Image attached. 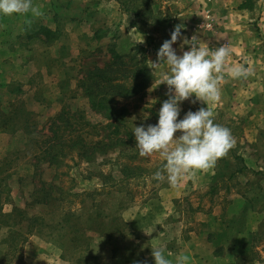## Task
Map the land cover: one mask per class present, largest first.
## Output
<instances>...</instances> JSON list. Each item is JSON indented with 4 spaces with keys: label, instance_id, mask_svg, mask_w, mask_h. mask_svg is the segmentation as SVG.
I'll return each mask as SVG.
<instances>
[{
    "label": "rangeland",
    "instance_id": "obj_1",
    "mask_svg": "<svg viewBox=\"0 0 264 264\" xmlns=\"http://www.w3.org/2000/svg\"><path fill=\"white\" fill-rule=\"evenodd\" d=\"M260 2L33 0L43 15L0 16V112L29 113L0 120V264H154L152 248L160 246L172 260L189 255L191 264H264V162H255L264 159V98L252 96L249 82L225 72L219 101L182 102L178 119L207 106L235 144L214 168L178 186L153 179L164 162L140 156L132 133L155 125L168 99L167 85H159L166 66L152 62L176 25L188 40L173 44L178 55L196 36L229 49L226 68L252 74L231 43L264 59ZM112 50L146 59L151 75L141 93L116 97L130 113L117 128L92 111L83 87ZM62 112L71 120L59 132L68 145L52 150L60 163L51 165L48 129ZM128 132L134 141L120 143ZM250 138L259 141L249 146ZM79 142L108 146L86 162L69 145ZM46 196L50 203L39 204Z\"/></svg>",
    "mask_w": 264,
    "mask_h": 264
},
{
    "label": "clouds",
    "instance_id": "obj_2",
    "mask_svg": "<svg viewBox=\"0 0 264 264\" xmlns=\"http://www.w3.org/2000/svg\"><path fill=\"white\" fill-rule=\"evenodd\" d=\"M29 13L33 17L43 15L33 0H0V16H26ZM182 28V24L174 27L171 38L159 48L157 61L152 62L154 67L161 64L166 66V71L160 74L159 85H167L168 99L163 101L159 109L158 122L155 125L134 126L132 131L140 156L158 154L164 162L162 169L153 174V179H167L174 187L181 180L194 176L196 171L214 168L218 159L225 156L235 144L231 130L214 121V113L209 107H200L195 112L189 110L182 119H178L180 105L193 96L195 99L192 103H215L221 97L220 86L225 72L232 78L249 74L243 66L226 68V60L230 55L226 46L212 49L196 36L191 39L190 49L183 51L181 48L182 55H178L173 44L178 38L183 39L185 44L188 41L182 37ZM177 132L181 134L174 136ZM151 255L154 264H191L190 256L183 253L174 260L169 259L163 246L152 248Z\"/></svg>",
    "mask_w": 264,
    "mask_h": 264
},
{
    "label": "trees",
    "instance_id": "obj_3",
    "mask_svg": "<svg viewBox=\"0 0 264 264\" xmlns=\"http://www.w3.org/2000/svg\"><path fill=\"white\" fill-rule=\"evenodd\" d=\"M111 56V61L104 67H95L87 73L86 83L83 84V87L92 111L101 114L117 128L128 122L127 118L130 116V113L127 108H119L115 105L117 101L116 97L129 98L141 93L149 85L151 75L146 65V59L140 60L136 55L121 54L114 50L111 51ZM126 84H132L131 89ZM7 114L10 115L8 118L6 117ZM7 114L4 115L0 112V120L6 119V121H12L14 116L28 118L29 113H23L22 109H17L7 112ZM65 116L64 112L57 115L52 122V126L48 129L51 137L48 138L49 145L46 153L50 157L48 161L51 165L60 163V152L53 154L52 150L56 148H61L62 150L68 145L66 144L67 142L62 143L63 137L59 136L60 131L66 132L71 128V120H68ZM14 131L16 132L17 130L14 129ZM125 137L127 139H119L120 143L129 144L134 141L129 132ZM69 145L72 149L79 148L78 153L81 160L86 162H93L94 156L103 153V148L108 146L105 144H95L91 148L83 142ZM114 146L109 145L110 148H114ZM124 171L130 173L131 169L126 167ZM47 196L44 200H39V204H49L50 202L46 201L48 200Z\"/></svg>",
    "mask_w": 264,
    "mask_h": 264
},
{
    "label": "crops",
    "instance_id": "obj_4",
    "mask_svg": "<svg viewBox=\"0 0 264 264\" xmlns=\"http://www.w3.org/2000/svg\"><path fill=\"white\" fill-rule=\"evenodd\" d=\"M260 5V11H259V17L260 20L262 21V25L264 27V0H261V2L259 3ZM242 42L241 41H233L231 43V46L233 48V50L237 51L240 55H242L243 57H246V60H248L247 63L249 64V67L252 68L251 73L252 74H248L247 77H243L242 82H249V84H251L248 89H254L253 95L255 98H264V59H260V58H254V59H250V57H252V49L249 48V54L246 52L245 48H243V46L241 47L240 44ZM241 58V56L239 57ZM244 64V65H247ZM254 69V70H253ZM240 89H236L235 92H239ZM254 142H258L259 139L257 140V138H250L249 140V146H252V143ZM259 145L261 147H264V141L260 142ZM255 162H264V159H260V160H255Z\"/></svg>",
    "mask_w": 264,
    "mask_h": 264
}]
</instances>
